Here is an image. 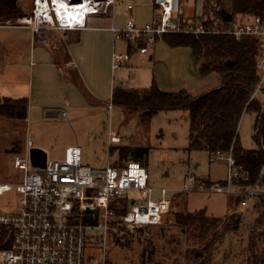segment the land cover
<instances>
[{
  "label": "built area",
  "instance_id": "obj_1",
  "mask_svg": "<svg viewBox=\"0 0 264 264\" xmlns=\"http://www.w3.org/2000/svg\"><path fill=\"white\" fill-rule=\"evenodd\" d=\"M115 1L33 0L30 12L0 23V27L29 28L34 42H46L50 30L84 27L89 16L107 14ZM154 4L155 15L151 21L138 25L130 14L125 25L111 27L114 38L135 44L137 47L132 48V53L145 54L149 52V44L168 32H225L237 39L256 37L261 48L260 80L251 98L264 95V21L261 17L245 16L231 21L222 18L215 20L213 27H207L205 22L210 19L206 15L196 25L184 18L181 0H154ZM127 8L133 11L134 5L129 3ZM224 23L227 26L220 28ZM130 58L129 52L115 51L113 70L120 69ZM122 86H126L125 81ZM109 108H113L112 101ZM60 114L68 119L65 111H47L48 116ZM108 145L110 148L126 145L120 127L115 128L111 123ZM33 146L34 140L30 137L27 155L22 158V164L16 166V180L0 182V195L14 191L17 196L14 209L0 212V225L10 228L13 234L11 244L0 249V264H114L108 259L113 230L158 225L172 209L171 189L154 186L147 167L139 161L108 160L104 166H92L84 162L82 147L73 144L66 148L64 157L48 159L45 167H34L29 157ZM214 155L227 159L226 178L206 184L197 177L185 182L180 190L234 194L242 198L243 206H254L264 194V188L242 182L248 179L249 171L237 163L232 149L219 150ZM130 192H138V195ZM121 197H126V201H117ZM88 208L96 209L97 215ZM123 208H126L125 213L119 215L118 209ZM88 236L93 238L98 252L87 251Z\"/></svg>",
  "mask_w": 264,
  "mask_h": 264
},
{
  "label": "rangeland",
  "instance_id": "obj_2",
  "mask_svg": "<svg viewBox=\"0 0 264 264\" xmlns=\"http://www.w3.org/2000/svg\"><path fill=\"white\" fill-rule=\"evenodd\" d=\"M26 2L29 8L26 13H28L32 8L31 0ZM129 3L135 6L133 11L127 9ZM181 4L184 18H192V24L196 25L205 16L204 0H181ZM154 13V0H118L115 8V24L122 27L131 14L138 25H144L153 19ZM5 22L0 21V23ZM7 30L0 29V37ZM140 43L144 45V42ZM117 44L118 51L126 50V40L119 39ZM131 46L137 47L135 44ZM205 61L206 59H202L196 64L191 48L172 47L159 38L149 44L148 53L133 52L130 60L116 70L115 79L117 85L125 81L126 88L130 90H146L156 83L166 92L183 89L192 96H198L221 85L219 74L200 73L199 66ZM26 68L24 71L28 72ZM0 96L3 100L1 93ZM258 99L264 102V95L259 94ZM93 101L98 107L89 106V109L75 110L72 116L69 115V120L62 115L48 116L47 111L59 110L55 108H46L42 111L32 107L27 121L0 115V182L16 180L18 159L26 157L27 141L30 137L35 141L33 147L45 150L48 159H60L64 156L68 145L80 144L85 163L92 166L106 165L110 157L108 129L111 123L115 128L120 127L126 144L151 148L145 165L154 186L171 189L172 212L204 208L210 216L222 217L231 212L241 214L242 222L238 233L235 238L232 235L226 237L216 252L215 259V264H227V262L241 264L244 254L235 258V251L240 252L239 250L247 243L248 222H251L256 215L253 206H243L241 200L234 194L180 190L185 182L194 178L218 181L226 178L228 173L225 157L215 156L206 148L190 147L192 128L189 111L184 108L165 109L148 117V112L144 113L143 110L134 111L119 106H115L110 112L104 102L91 100ZM254 120L255 114L244 113L240 121L239 133L245 148L256 147L252 137ZM104 128L107 130L106 136L102 133ZM113 153L114 159L117 160L119 151L113 150ZM130 194L136 196L138 192H130ZM16 199L14 191L0 195V212L14 209ZM117 201L123 203L126 197L118 198ZM130 204L129 201L128 205ZM171 213L158 225L141 227L145 229L143 232L139 231L140 228L117 232L113 230L108 259L114 264H141L142 249L152 242L156 246L157 260L171 264L177 253L170 252V249L181 248L183 242H174L169 238L164 240L155 236L156 232L164 228L167 236L173 234L178 238L184 237L180 229L172 224ZM118 240L121 244L116 242ZM124 242H128L129 247L123 246ZM87 251L98 252L91 236H88ZM225 252H230V257L226 261L221 259Z\"/></svg>",
  "mask_w": 264,
  "mask_h": 264
},
{
  "label": "trees",
  "instance_id": "obj_3",
  "mask_svg": "<svg viewBox=\"0 0 264 264\" xmlns=\"http://www.w3.org/2000/svg\"><path fill=\"white\" fill-rule=\"evenodd\" d=\"M203 11L210 19L205 22L207 27H213L214 21L224 18L225 14H230L233 20L253 16L261 17L264 21V0H204ZM22 14L25 13L18 5V0H0V21L14 19ZM224 24L220 28L227 26V23ZM162 39L172 47L191 48L196 64L206 59L199 66L200 73L219 74L221 85L198 96H192L183 89L166 92L156 83L146 90H130L117 86L111 98L113 105L134 111L143 110L144 113L148 112V117L160 110L187 109L192 128L190 147L206 148L212 154L219 150L232 149L237 163L249 171L248 179L242 182L250 187L264 188V103L258 98H251L260 80V40L253 36L237 39L225 32H168ZM28 106L27 97H5L0 102V115L26 119ZM244 113L255 114L252 136L256 145L254 148H245L242 144L239 125ZM113 150L119 151V163L132 159L145 165L151 148L126 144L112 147V153ZM203 180L206 184L212 182L210 179ZM237 198L242 200L240 196ZM253 208L256 215L248 222L247 243L240 252L235 251V258L244 254L241 264L264 263V194L259 196ZM125 211L126 208L118 209V214L121 215ZM171 214L172 224L180 229L184 237L178 238L173 234L167 236L164 228L155 233V236L164 240L169 238L174 242H183L181 248L170 249V252L177 253L171 264H215L216 252L228 235L235 238L242 222L241 214L237 212L217 217L210 216L204 208L195 211L180 210ZM139 231L143 232L145 229L140 228ZM12 238L10 228L0 225V249L8 247ZM117 242L120 243L119 240ZM129 245L128 242L123 244L128 247ZM142 250L141 264L165 263L157 260L156 246L152 242ZM167 256L168 254L165 258ZM229 257L230 252H225L221 259L226 261Z\"/></svg>",
  "mask_w": 264,
  "mask_h": 264
},
{
  "label": "crops",
  "instance_id": "obj_4",
  "mask_svg": "<svg viewBox=\"0 0 264 264\" xmlns=\"http://www.w3.org/2000/svg\"><path fill=\"white\" fill-rule=\"evenodd\" d=\"M18 5L25 13L29 9L26 0H19ZM117 5L118 0L107 14L89 16L84 27L50 30L46 42H34L29 28L0 27L8 29L0 37V93L3 98H28L25 121L32 107L65 111L68 120L75 110L98 107L91 100L104 102L110 112L115 109L114 105L110 109L109 103L114 88L122 86L117 85L112 68L113 53L118 51V40L111 30L112 26L119 27L115 24ZM155 8L154 4V12ZM126 46V50L118 52L132 54L131 44ZM26 67L28 72L24 71ZM102 133L106 136L107 130L104 128ZM112 159L118 160L110 148L108 160Z\"/></svg>",
  "mask_w": 264,
  "mask_h": 264
},
{
  "label": "water",
  "instance_id": "obj_5",
  "mask_svg": "<svg viewBox=\"0 0 264 264\" xmlns=\"http://www.w3.org/2000/svg\"><path fill=\"white\" fill-rule=\"evenodd\" d=\"M224 19L227 21H231L232 17L230 14H225ZM230 64L232 65L233 62H230ZM2 101L1 96H0V102ZM29 157L31 160V164L34 167H45L47 160H48V154L45 150L39 148V147H32L29 151ZM88 211H92L94 212L96 215L98 213V211L96 209H91L88 208Z\"/></svg>",
  "mask_w": 264,
  "mask_h": 264
},
{
  "label": "bare ground",
  "instance_id": "obj_6",
  "mask_svg": "<svg viewBox=\"0 0 264 264\" xmlns=\"http://www.w3.org/2000/svg\"><path fill=\"white\" fill-rule=\"evenodd\" d=\"M86 10V8L84 9V11ZM18 164H22V158L18 159Z\"/></svg>",
  "mask_w": 264,
  "mask_h": 264
}]
</instances>
